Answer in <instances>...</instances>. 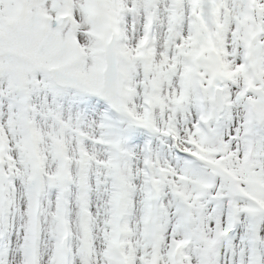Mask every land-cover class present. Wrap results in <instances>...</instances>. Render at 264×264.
Returning a JSON list of instances; mask_svg holds the SVG:
<instances>
[{
    "label": "snow or ice",
    "instance_id": "obj_1",
    "mask_svg": "<svg viewBox=\"0 0 264 264\" xmlns=\"http://www.w3.org/2000/svg\"><path fill=\"white\" fill-rule=\"evenodd\" d=\"M0 264H264V0H0Z\"/></svg>",
    "mask_w": 264,
    "mask_h": 264
}]
</instances>
